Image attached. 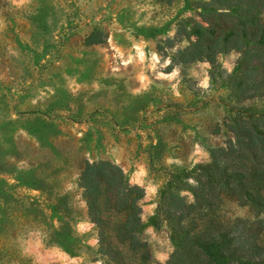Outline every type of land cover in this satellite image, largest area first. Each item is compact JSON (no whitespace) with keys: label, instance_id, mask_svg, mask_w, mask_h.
Masks as SVG:
<instances>
[{"label":"rangeland","instance_id":"obj_1","mask_svg":"<svg viewBox=\"0 0 264 264\" xmlns=\"http://www.w3.org/2000/svg\"><path fill=\"white\" fill-rule=\"evenodd\" d=\"M210 1L0 0V264L107 263L78 184L100 161L145 190L141 240L168 263L164 193L193 203L211 151L237 122L264 119V61L180 59ZM95 32L105 42L90 44ZM217 217L260 220L234 201Z\"/></svg>","mask_w":264,"mask_h":264},{"label":"trees","instance_id":"obj_2","mask_svg":"<svg viewBox=\"0 0 264 264\" xmlns=\"http://www.w3.org/2000/svg\"><path fill=\"white\" fill-rule=\"evenodd\" d=\"M207 6L213 8L204 17L207 26H191L196 40L181 52L183 63L214 62L233 50L244 53L243 63L264 61V0H211ZM102 35L93 33L89 43L105 42ZM233 132L229 146L213 149L212 162L196 171L193 203L164 193L159 211L178 244L167 264H264V119L237 122ZM78 184L106 264H131L128 253L140 251L135 264H156L141 240L145 190L110 161L86 162ZM227 201L256 212L259 223L217 217Z\"/></svg>","mask_w":264,"mask_h":264},{"label":"clouds","instance_id":"obj_3","mask_svg":"<svg viewBox=\"0 0 264 264\" xmlns=\"http://www.w3.org/2000/svg\"><path fill=\"white\" fill-rule=\"evenodd\" d=\"M228 71H229V72H231V71H232V69H231V68H229V69H228ZM204 86H205V87H207V83H206V82H205V85H204ZM160 258H161V259H164V257H160Z\"/></svg>","mask_w":264,"mask_h":264}]
</instances>
